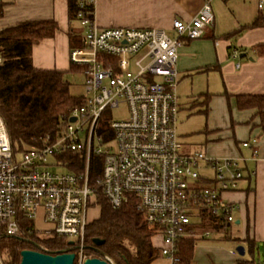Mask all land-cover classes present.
I'll list each match as a JSON object with an SVG mask.
<instances>
[{"label": "built area", "instance_id": "built-area-1", "mask_svg": "<svg viewBox=\"0 0 264 264\" xmlns=\"http://www.w3.org/2000/svg\"><path fill=\"white\" fill-rule=\"evenodd\" d=\"M212 2L204 0L191 20L174 19L171 35L157 27H101L94 12L90 16L85 9L94 7L95 0H78L77 20L83 33L78 46L71 48L70 61L81 68L85 101L63 117L60 132L48 134L44 146L24 151L14 149L0 114V235L33 242L34 233H55L69 241L75 263L99 257L114 264L104 253L93 256L85 251L87 227L93 221L88 213L92 207L100 209L99 195L116 209L135 201L153 230L151 240L161 237L159 250L170 264L180 261L182 239L214 234L204 226L205 215L232 227L241 205L226 194L239 189L246 158L190 149L177 125L178 50L186 39H199L214 25ZM257 4L264 14V0ZM230 55L237 58L239 52ZM123 103L127 117L109 119V110ZM105 121L113 133L107 138L100 130ZM256 144L255 138L243 142L253 149V158ZM68 153L78 155L79 163L66 158ZM93 155L102 160V171L94 180ZM82 163L83 170H77ZM39 216L52 227L37 230ZM24 220L30 224L23 226ZM37 247L48 252L43 244Z\"/></svg>", "mask_w": 264, "mask_h": 264}, {"label": "crops", "instance_id": "crops-1", "mask_svg": "<svg viewBox=\"0 0 264 264\" xmlns=\"http://www.w3.org/2000/svg\"><path fill=\"white\" fill-rule=\"evenodd\" d=\"M203 2L95 0L94 18L101 27H157L174 35V19L191 20ZM257 5V0H213L214 25L201 38L186 39L178 50L179 114L187 103L191 111L206 117V140L198 147L185 144L211 156L246 158L245 177L239 189L226 194L241 205L236 222L227 229L226 237L224 232H217L223 233L220 238L215 235L197 239L191 264H264L256 262L257 252L264 245V132L256 109H241L237 104L238 95H264V14ZM3 9L0 30L22 21L55 20L58 29L53 38L33 46V64L69 72L70 32L80 28L70 20L68 0H10ZM256 21L259 24L253 25ZM233 50L239 52V57H231ZM253 138L257 139L256 158L252 148L243 146L244 141ZM152 242L159 249L162 239L157 236ZM233 242L245 247L244 255L238 253ZM250 242L253 254L248 250ZM151 264L170 262L160 254Z\"/></svg>", "mask_w": 264, "mask_h": 264}, {"label": "trees", "instance_id": "trees-1", "mask_svg": "<svg viewBox=\"0 0 264 264\" xmlns=\"http://www.w3.org/2000/svg\"><path fill=\"white\" fill-rule=\"evenodd\" d=\"M4 5L0 4V17L3 15ZM68 9L70 20L78 22V0H68ZM85 9L93 16V6H87ZM255 24L259 23L256 21L253 25ZM57 29V22L47 19L22 21L0 30V55L3 59L0 64V114L17 151L44 146L48 134L60 132L64 124L63 117L85 101L82 95L71 93V82L67 76L68 73H80V67L71 64L67 72L41 69L33 64V46L45 38H53ZM82 33V27L77 31L72 29V47L78 46L77 36L81 37ZM237 104L241 109H256L259 125L264 132V95H238ZM100 130L106 133V138L113 134L106 121ZM66 156L68 159L78 160V155L74 153H68ZM77 162L79 163V160ZM70 168L76 170L77 167L71 165ZM77 170H83V163ZM101 171V157L93 155L91 179L94 180ZM98 204L100 215L89 223L86 231L87 254L100 256L99 253H104L112 258L114 264H151L160 256V250L152 244L153 230L136 210L135 201H129L116 209L105 197L99 195ZM205 217L208 222L204 223V226L210 227L214 233H227L226 225L217 222L215 216L208 214ZM28 224L29 220L22 222L23 226ZM32 238L33 242H28L21 238L0 235V257L3 264H20L21 251L36 250L38 244L45 245L53 255L70 249L69 241L55 233L45 236L34 233ZM95 238L104 240L102 245L97 246L98 250L91 248L95 245ZM196 243L197 239L194 237L180 241L178 264H191ZM248 248L253 254V243L250 242Z\"/></svg>", "mask_w": 264, "mask_h": 264}, {"label": "rangeland", "instance_id": "rangeland-1", "mask_svg": "<svg viewBox=\"0 0 264 264\" xmlns=\"http://www.w3.org/2000/svg\"><path fill=\"white\" fill-rule=\"evenodd\" d=\"M78 29L81 28L79 23L77 22ZM68 79L71 82L70 91L74 95H83L84 94V77L81 73H68ZM178 92H180V85H178ZM184 102H187L186 98L182 99ZM109 119H124L128 115V109L125 103H123L118 108H111L109 110ZM206 117L205 115H201L199 113H194L190 110L188 107V104L185 103L184 109L180 112L178 116V132L183 137V141L186 143H191L192 145L198 147L201 146V143H203L206 140V134L203 132V129L205 127ZM89 219L94 220L99 217L100 215V209L98 206L92 207L89 210ZM35 227L40 232H43L46 229H50L52 227V224L45 222L41 216H39L36 219ZM204 231V230H203ZM223 233H216L213 234L212 237L220 238ZM210 237V238H212ZM233 245H236V242H233ZM237 246V245H236ZM235 246V247H236ZM261 248L257 252V258L256 262L258 260H261V262L264 261V245L261 244ZM259 255H261L259 257ZM159 262V260H158Z\"/></svg>", "mask_w": 264, "mask_h": 264}, {"label": "water", "instance_id": "water-1", "mask_svg": "<svg viewBox=\"0 0 264 264\" xmlns=\"http://www.w3.org/2000/svg\"><path fill=\"white\" fill-rule=\"evenodd\" d=\"M245 55V53H243ZM75 117H71V121H75ZM94 246L91 248L98 250L97 246H100L104 243V240L95 238L93 240ZM236 250L240 255L245 254V247L239 245L236 247ZM21 263L20 264H75L76 253L72 248L68 249L67 252L53 255L49 252L39 251L35 249H24L21 251ZM84 264H111L106 261L104 258L99 257H88Z\"/></svg>", "mask_w": 264, "mask_h": 264}]
</instances>
